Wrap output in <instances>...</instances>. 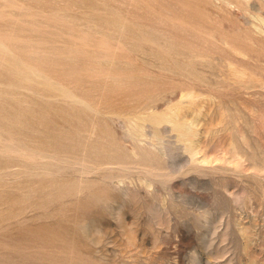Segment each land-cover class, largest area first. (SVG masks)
<instances>
[{"label": "rangeland", "instance_id": "rangeland-1", "mask_svg": "<svg viewBox=\"0 0 264 264\" xmlns=\"http://www.w3.org/2000/svg\"><path fill=\"white\" fill-rule=\"evenodd\" d=\"M0 264H264V0H0Z\"/></svg>", "mask_w": 264, "mask_h": 264}, {"label": "bare ground", "instance_id": "bare-ground-1", "mask_svg": "<svg viewBox=\"0 0 264 264\" xmlns=\"http://www.w3.org/2000/svg\"><path fill=\"white\" fill-rule=\"evenodd\" d=\"M131 130V129H130ZM141 130V129H140ZM143 131V130H142ZM128 133H129V131H128ZM142 133V132H141ZM130 134V133H129ZM164 134V133H163ZM132 135V134H131ZM138 135V134H137ZM127 136V135H126ZM140 136V135H139ZM143 136V135H142ZM132 137V136H131ZM153 137H154V135H153ZM122 138V137H121ZM124 138H125V135H124ZM133 138H136L135 136L133 137ZM185 139V138H184ZM184 141V140H183ZM118 142V141H117ZM126 142V141H125ZM187 142H189V141H187ZM124 144V143H123ZM143 145V144H142ZM138 146V145H137ZM161 146V145H160ZM139 147V146H138ZM131 148H133L132 146H131ZM151 148V147H150ZM153 148V147H152ZM135 149V148H134ZM160 149V148H159ZM119 150V149H118ZM123 150H124V148H123ZM142 150H143V148H142ZM148 150V149H147ZM152 150V149H151ZM194 150V149H193ZM130 151V150H129ZM200 151H202V149L200 150ZM123 152H125V151H123ZM139 152V151H138ZM155 152V151H154ZM193 152V151H192ZM115 153V152H114ZM133 153H134V151H133ZM195 153V152H194ZM197 154H199V152H197ZM202 154V153H201ZM126 155V154H125ZM156 155V154H155ZM154 156V155H153ZM118 157V156H117ZM151 157H152V154H151ZM161 157V156H160ZM207 157V156H206ZM116 158V157H115ZM124 159V158H123ZM134 159V158H133ZM138 159V158H137ZM161 159V158H160ZM127 160V159H126ZM205 163H211V161H208L207 160V158H205V157H203V159H202ZM212 160V159H211ZM112 161V160H111ZM156 161V160H155ZM118 162V161H117ZM126 162V161H125ZM129 163V162H128ZM201 163V162H200ZM204 163V164H205ZM95 164V163H94ZM127 164V163H126ZM130 164V163H129ZM145 164V163H144ZM147 164V163H146ZM159 164V163H158ZM128 165V164H127ZM150 166H152V165H150ZM156 166V165H155ZM130 167V166H129ZM153 167H154V165H153ZM94 168H95V166H94ZM100 168V167H99ZM138 168H140V167H138ZM144 168H146V167H144ZM150 168V167H149ZM160 168V167H159ZM147 169H148V166H147ZM152 169V168H151ZM154 169V168H153ZM152 169V170H153ZM161 169V168H160ZM88 170V169H87ZM94 170V169H93ZM128 170V169H127ZM166 170V169H165ZM141 171V170H140ZM163 171V170H162ZM154 172V171H153ZM83 173V172H82ZM160 173V172H159ZM158 175H160V174H158ZM121 177V176H120ZM118 181V180H117ZM120 182V181H119ZM149 183H150V181H149ZM111 184V183H110ZM124 184V183H123ZM109 185V184H108ZM126 185V184H125ZM148 185V184H147ZM150 185V184H149ZM148 185V186H149ZM118 186V185H117ZM106 187V186H105ZM111 188L113 187V186H110ZM130 187V186H129ZM101 188V187H100ZM114 188V187H113ZM112 188V189H113ZM121 188V187H120ZM115 189V188H114ZM124 189V188H123ZM100 190V189H99ZM116 190V189H115ZM118 190V189H117ZM122 190V189H121ZM97 191V190H96ZM104 191V190H103ZM119 191V190H118ZM129 191V190H128ZM105 192V191H104ZM104 192H102L101 193V196H103L105 193ZM95 194V193H94ZM97 194V193H96ZM98 196H99V194H97ZM106 196V195H105ZM90 197V196H89ZM98 199H99V197H98ZM86 200V199H85ZM89 204H81L80 206H76L75 207V209H74V211H71L72 213H71V218L72 219H78L79 217H81V216H83L85 213H87L88 212V210H89ZM91 210V209H90ZM66 228V227H65ZM57 231H58V234H57V236H59V237H61L60 239H65L66 240V238L69 236L68 234V232H67V230H63V228L61 227V229L59 228V229H56ZM134 233V232H133ZM74 234V233H73ZM76 234V233H75ZM74 236H76V235H74ZM78 239V238H77ZM78 244V243H77ZM76 246V245H75ZM196 260V259H195ZM195 263H196V261H195Z\"/></svg>", "mask_w": 264, "mask_h": 264}]
</instances>
